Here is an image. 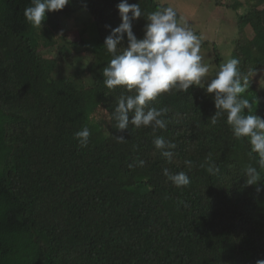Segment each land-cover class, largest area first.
Listing matches in <instances>:
<instances>
[{"label":"trees","instance_id":"1","mask_svg":"<svg viewBox=\"0 0 264 264\" xmlns=\"http://www.w3.org/2000/svg\"><path fill=\"white\" fill-rule=\"evenodd\" d=\"M120 2L71 0L60 11L46 12L40 29L24 17L31 0H0V264L264 260V169L250 155L248 141L234 137L226 115L211 124L216 108L206 86L215 75L203 88L162 94L150 103L169 109L165 129H116L112 113L122 88L107 89L103 69L113 58L104 41L121 23ZM128 2L140 3L145 14L132 23L138 39L147 14L169 7L155 0ZM79 12L97 30L90 48L80 35L70 39L81 27L66 28L80 22L74 20ZM236 20L231 58L249 80L244 98L253 104L244 114L264 118V90L255 77L264 68V0H255ZM61 47L69 54H61ZM126 47L125 35L118 48ZM53 49L51 57L43 55ZM213 51L219 70L222 60ZM76 54L88 57L87 65L70 77L55 76L59 64ZM85 126L91 136L82 148L74 136ZM116 136L127 142L117 143ZM156 136L177 145L170 159L155 149ZM209 153L220 169L215 175L207 172ZM139 160L143 167L136 166ZM250 164L260 182L246 186ZM165 168L184 171L190 184L177 188L163 175Z\"/></svg>","mask_w":264,"mask_h":264},{"label":"clouds","instance_id":"2","mask_svg":"<svg viewBox=\"0 0 264 264\" xmlns=\"http://www.w3.org/2000/svg\"><path fill=\"white\" fill-rule=\"evenodd\" d=\"M70 2L71 0H31L30 6L24 9L25 20L31 26L41 29L46 12L60 11ZM117 8L121 23L111 29L104 41V48L113 58L103 69L105 87L109 90H115L117 86L122 88V94L115 100L117 106L112 113V119L116 121L115 127L120 131L127 130L130 125L134 129L151 127L154 131L163 130L167 126L163 117L169 109L150 106V103L155 102L162 94L186 93L192 86H205L211 66L202 62L201 38L182 18H178L172 7H165L147 14L148 23L144 27V36L138 39L133 33L132 23L145 15L140 3L130 4L128 0H121ZM125 35L127 47L118 48ZM238 65V59H228L219 65L214 78L207 83L206 92L213 94L216 108L210 121L212 125H216L219 118L226 115L234 137L248 141L250 155L258 157L259 169H264V118L244 114L245 109L249 113L253 111V104L244 98L249 80L242 76ZM123 92L131 94L125 95ZM90 136V129L85 126L75 133L74 138L83 148L88 146ZM113 138L117 143L127 142L123 136ZM153 143L160 155L168 159L173 156L172 150L177 147L163 136H156ZM184 163L191 169V161L185 160ZM205 163L208 164V173L215 175L220 171L211 161V153ZM144 164V160H139L136 166L143 167ZM132 167L130 164L129 168ZM245 174L246 186L260 182L257 167L248 165ZM163 175L177 188L190 184L189 176L184 171L172 173L165 168ZM261 190V187L256 188L257 192ZM256 264H264V260L258 259Z\"/></svg>","mask_w":264,"mask_h":264},{"label":"rangeland","instance_id":"3","mask_svg":"<svg viewBox=\"0 0 264 264\" xmlns=\"http://www.w3.org/2000/svg\"><path fill=\"white\" fill-rule=\"evenodd\" d=\"M160 4H166L172 7L183 19V21L188 24L191 29L201 38V55L203 56V63L209 64L211 66L209 77L205 79V83L209 81L218 71L215 65V53L214 49L217 51L221 57V63L226 62L231 58L233 45L232 42L237 39V15L243 13L248 6L254 5L255 0H155ZM240 5V6H238ZM262 8V7H261ZM92 18L88 16L86 12H79L74 14V20H79L80 24L67 23L66 28L82 30L77 33L70 34V39L76 41L78 35L85 42L87 47H92L94 41L97 37V30ZM74 22V21H73ZM65 25V26H66ZM249 29H246L248 31ZM53 35V33H52ZM72 35V36H71ZM54 36V35H53ZM80 39V38H79ZM60 44V43H59ZM57 44V45H59ZM56 50V48H55ZM56 51H45L43 55L46 57H51ZM42 53V52H41ZM68 51L66 48L61 47V54L67 55ZM69 54V53H68ZM71 61L61 62L59 64V69L56 71L55 76H65L69 77L71 73L75 71V68L85 67L88 63V57L84 55L76 54L71 57ZM259 87L264 90V68L258 71L255 75ZM82 81L87 82V77L82 76Z\"/></svg>","mask_w":264,"mask_h":264}]
</instances>
